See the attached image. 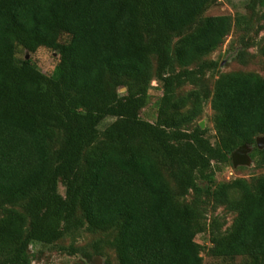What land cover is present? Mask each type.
Segmentation results:
<instances>
[{"label":"trees","instance_id":"trees-1","mask_svg":"<svg viewBox=\"0 0 264 264\" xmlns=\"http://www.w3.org/2000/svg\"><path fill=\"white\" fill-rule=\"evenodd\" d=\"M213 2L0 0V264H32L33 244L80 231L100 234L117 264H203L209 204L235 215L225 231L210 222V255L264 264V173L215 180L243 145L264 166V78L230 72L209 94H176L216 67L191 69L232 30L230 16L199 22ZM18 48L57 52L52 76ZM154 78L163 95L150 123L140 112ZM208 99L214 144L191 128Z\"/></svg>","mask_w":264,"mask_h":264},{"label":"rangeland","instance_id":"rangeland-1","mask_svg":"<svg viewBox=\"0 0 264 264\" xmlns=\"http://www.w3.org/2000/svg\"><path fill=\"white\" fill-rule=\"evenodd\" d=\"M230 16L233 19V27L223 43L201 61L195 63L191 69L197 70L204 62H215L216 67L207 70L197 85L186 83L176 90L179 96H186L192 90H199L201 93H211L216 79L225 73L240 72L244 74H255L264 78V57L261 54V46L264 41V7L260 0H214L212 5L199 18V22L209 16ZM176 41V38H173ZM16 57L19 60H30L31 63L44 75L51 77L59 61L57 52L40 48L36 53L30 54L18 48ZM179 70V69H178ZM120 93L125 92L122 87ZM163 92L161 83L154 78L150 85L145 107L140 112V117L150 123H156L160 100ZM191 108L188 105L183 111ZM213 111L209 99L202 103L201 115L191 125L200 126L205 130L209 141L215 143V131L212 124ZM114 120L108 118L103 121L100 130L103 131L107 125ZM254 147L246 148L248 164L234 167L220 166L215 174L217 183L229 182L234 179L244 178L251 180L264 173V166H258L256 161L250 157ZM59 193L63 196L65 191L62 185L58 187ZM187 200H190L188 198ZM206 209V221L202 224V232L196 235V242L201 246V257L203 264H240L241 260H223L210 255L212 247L208 226L212 220L222 224L225 231L233 222L235 215L228 212L225 207L218 206L213 209L211 204L204 206ZM97 246L100 254H95ZM32 253V264H117L114 251L105 242H102L100 234H90L80 231L71 237H65L55 245L43 246L33 244L30 247ZM72 251H75L72 254Z\"/></svg>","mask_w":264,"mask_h":264},{"label":"water","instance_id":"water-1","mask_svg":"<svg viewBox=\"0 0 264 264\" xmlns=\"http://www.w3.org/2000/svg\"><path fill=\"white\" fill-rule=\"evenodd\" d=\"M255 145H256L257 149H259V150L264 149V135L256 138ZM247 147L248 146L243 145V146L237 148L231 154V161H232V165L234 167L244 166V165L248 164L249 159L245 153Z\"/></svg>","mask_w":264,"mask_h":264}]
</instances>
